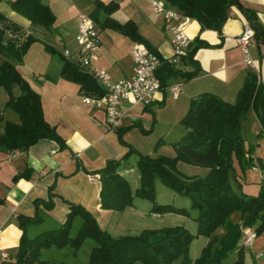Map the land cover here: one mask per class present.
Masks as SVG:
<instances>
[{"label": "trees", "instance_id": "trees-1", "mask_svg": "<svg viewBox=\"0 0 264 264\" xmlns=\"http://www.w3.org/2000/svg\"><path fill=\"white\" fill-rule=\"evenodd\" d=\"M162 1L166 7L181 16L197 21L202 29L218 33L227 21L228 9L236 6L245 12L253 29V38L264 39V27L257 23L253 13L243 9L238 0ZM94 4L88 15L101 30L112 29L132 41L144 43L160 57L155 49L139 37L131 22L118 23L111 17L117 9L115 2L104 4L94 1ZM9 5L32 26L48 29L55 22L54 13L41 0H16ZM37 41H40L37 37L29 33L24 34L19 24L0 14V55L4 57L0 64V88L8 93L4 108L12 110L18 116V123L5 121L3 132L0 133V148L7 151L26 150L41 138H50L62 145L55 128L43 117L39 94L30 87L26 78L16 68V65L22 63L29 47ZM43 45L45 51L57 53L47 44ZM202 45L203 43H198L189 46L186 54L180 57L182 62L193 66L192 70L180 71L175 63H168L162 58L155 72L160 81L159 90L168 87L166 82L170 76H180L187 81L197 75L199 70L193 55ZM59 56V76L62 79L78 85L83 95L100 97L104 94L97 81L79 67L76 61ZM13 85L18 87L20 95L12 96ZM249 110L255 113L261 125V132H264V85L256 81V75L252 72L245 75L233 102L224 101L208 92L199 93L189 99L187 110L180 119L184 133L179 139L171 142L173 157L159 155L153 158L136 154L134 166L139 173V185L135 189V196L150 200L152 209L157 214L173 212L190 216L184 208L156 204L154 180L158 179L173 192L189 199V208L195 212L193 219L198 223L196 235L209 238L208 244L202 248L195 260L188 257L189 245L194 235L184 227L143 229L134 235L113 236L102 229L85 208L69 204L64 221L58 227L38 232L31 237L26 234L25 226L39 223L40 216L37 212L32 217L18 215L17 221L22 234L14 260L6 264L41 263L40 251L51 247H67L75 254L85 239L92 240L94 245L84 264H243L240 249L234 261L224 263V260L238 249L242 228L254 227L255 234L264 231V182L260 183L256 195L238 196L231 189L229 181V177L238 181L246 166L257 165L264 173V162L258 157L253 159L250 152L242 146L241 121ZM136 125L137 123L133 122L130 126L112 129L127 151L119 160H108L97 172L102 209L121 212L131 204L133 195L127 180L119 171L130 167L128 160L134 153L133 148L123 140V134ZM138 126L141 131L146 132L141 125ZM257 135H260V132ZM177 162L203 167L207 172L202 177H183L176 169ZM52 187L49 188L47 201H34L35 208L52 207ZM234 212L240 214L238 223L230 221V215ZM76 220L79 222L75 233L71 235ZM219 227L225 230L220 237L215 234Z\"/></svg>", "mask_w": 264, "mask_h": 264}, {"label": "crops", "instance_id": "crops-1", "mask_svg": "<svg viewBox=\"0 0 264 264\" xmlns=\"http://www.w3.org/2000/svg\"><path fill=\"white\" fill-rule=\"evenodd\" d=\"M14 1L16 0H0V14L19 24L24 34L29 33L37 37L40 41L33 44H40L49 58H57V72L52 76L38 73L34 82L29 81L18 69V65L23 61L16 65V68L26 78L30 87L39 94L43 117L55 128L62 145L53 139L41 138L23 151H7L0 148V264L14 260L22 234L17 221L20 214L32 217L37 212L41 218L39 223L25 226L26 234L31 237L38 232L58 227L64 221L69 204H77L85 208L107 232L114 213H119L100 207V183L97 172L108 160L122 158L127 148L120 144L116 132L106 123L104 112L81 101L82 97L89 95H83L78 85L59 76L61 67L59 55L70 61L76 60L75 35L80 15L89 14L95 6L94 1L104 4L115 2L117 9L111 17L116 22H131L139 37L155 49L161 58L167 59L173 54L170 43L171 33L163 16L153 12L151 0H41L49 6L56 18L53 26L48 29L30 25L26 18L11 9L9 3ZM238 2L243 9L253 13L257 23L264 27V0H238ZM227 16L220 33L202 29L197 21L186 19L183 26L184 33L189 39L186 52L189 46L203 43L193 55L198 65L197 75L187 81L180 76L168 77L166 82L168 87L158 90L154 94V101L148 106L137 104L131 98L123 100L120 104L123 118L118 127H127L133 122L143 125L139 117H142L144 112L158 116L168 111L165 115L168 122L176 120L180 123L181 117L187 110L189 99L203 92L233 102L248 72L254 73L256 81L258 79V82L264 85V39L252 38L248 47L252 64L247 65L237 43V37L241 34L244 24L248 22L246 14L236 6H232L228 9ZM94 24L99 34V53L93 61L94 66L106 71L112 80L131 77L133 74L131 46L136 41L112 29L101 30L98 24ZM57 29H60V33L56 32ZM106 30L113 31L123 38L112 36L111 39L110 35L103 34ZM56 33L60 39L56 37ZM61 42L62 47H58ZM43 44H47L57 53L51 54L45 51ZM64 50H68L70 56L66 57ZM3 59L4 57L0 55V64ZM174 65L180 71L193 69V66L182 62L180 57ZM176 83L180 84V91L177 97L173 98L169 86ZM97 84L101 87L98 82ZM15 89L18 87L13 85L12 96L20 95L19 89L18 92ZM0 90H2L0 98L6 102L8 93L3 88ZM5 121L18 123V116L12 110L0 111V133L3 132ZM122 138L125 141L124 135ZM258 158L264 162V157L258 156ZM128 162L130 167L119 171L125 179L135 172L136 157H130ZM259 175L260 185L264 182V173L260 169ZM137 180H139L138 174ZM137 185L136 183L135 186ZM51 186H53L52 207L35 208V200H48ZM250 228L254 232V227ZM239 249L242 252L243 264H264V231L259 234L254 232V237L248 244H244L242 235L238 249L229 259L230 262L236 259Z\"/></svg>", "mask_w": 264, "mask_h": 264}, {"label": "rangeland", "instance_id": "rangeland-1", "mask_svg": "<svg viewBox=\"0 0 264 264\" xmlns=\"http://www.w3.org/2000/svg\"><path fill=\"white\" fill-rule=\"evenodd\" d=\"M52 30L53 29H51V31ZM56 32L60 33V29H57ZM103 34L105 36L107 34L110 35V38L112 36L123 38L121 35L109 30L103 32ZM56 37L60 39L57 33ZM58 47H62V42L58 44ZM57 68V58H49V55L43 51L42 46L38 43L31 46L23 59V63L18 65V69L31 82L35 81V75L38 73L49 76L54 75V73L57 72ZM15 90L18 92V89ZM0 92H2V90H0ZM3 101L4 100L0 98V111L9 112V110L4 108L5 102ZM167 112L160 113L158 116L144 112L142 117H139L143 125L136 122L137 125L135 127H131L124 132L125 142L134 150V153L131 154L130 157L135 158L137 157L136 154L149 155L153 158L159 155L167 157L174 156L171 141L179 139L184 133V129L181 123L176 122V120L168 122V119L165 118L167 117L165 116ZM146 119H148L147 122H145ZM138 124L141 125L146 132L141 131ZM258 132H260V135H257ZM241 138L243 149L249 151L253 159H256L258 156L264 157V132H261V125L251 110L246 113L241 121ZM256 166L257 165L246 166L244 173L242 172L243 176L238 177V181L229 177L230 187L236 195H256L258 193L260 175L259 168H255ZM176 169L183 177H202L207 172V169L203 167L182 162L176 163ZM135 172L131 173L126 179L133 195L131 204L125 207L122 210L123 212L114 213L108 232L121 235H134L143 229L181 226L188 230L190 234L194 235L189 245L188 257L191 260H195L199 256L202 248L208 244L209 238L203 235H196L198 223L193 219V217H195V212L189 208V199L173 192L164 186L158 179H155L154 197L156 204H166L184 208L189 212L190 216L173 212L157 214V212L152 209L153 204L150 200L134 195L135 189L139 185V180H137V174L139 175V173L137 169ZM136 183L138 184L137 186H135ZM239 216V212L232 213L230 215V221L237 222ZM78 222L79 220H76L73 224L71 235L75 233ZM224 231L223 227H219L215 231V234L220 237ZM93 245L94 243L92 240L85 239L75 254L71 253L67 247L61 249L53 247L42 249L39 256V260L42 262H36L34 264H84L88 259L89 252ZM229 259H231V256L226 259L227 261L224 260V263L230 262ZM173 264H178V262H174Z\"/></svg>", "mask_w": 264, "mask_h": 264}, {"label": "built area", "instance_id": "built-area-1", "mask_svg": "<svg viewBox=\"0 0 264 264\" xmlns=\"http://www.w3.org/2000/svg\"><path fill=\"white\" fill-rule=\"evenodd\" d=\"M153 12L161 14L171 33L170 43L173 54L167 58L168 63H175L183 56L189 45V39L184 33L186 17L181 16L175 10L165 6L162 0H151ZM253 38V29L248 22L243 26L241 34L237 37V43L244 55V62L252 64L248 47ZM77 45L76 63L89 73L104 90L100 97L84 96L81 101L84 104L101 109L105 114V120L111 129L117 128L123 118L120 104L123 100L131 98L133 102L146 105L154 101V94L160 89V81L155 72L161 64L162 58L151 51L141 42H134L131 46V60L133 74L129 78L112 80L110 75L96 68L93 61L99 53V34L95 24L88 14H81L77 33L75 35ZM66 57L70 56L68 50H64ZM258 82V79H257ZM169 91L176 98L180 91V84H172ZM244 244H248L254 237L250 227L243 228Z\"/></svg>", "mask_w": 264, "mask_h": 264}]
</instances>
